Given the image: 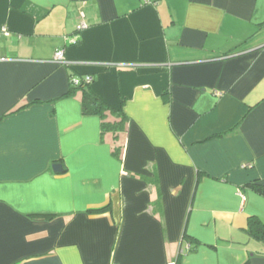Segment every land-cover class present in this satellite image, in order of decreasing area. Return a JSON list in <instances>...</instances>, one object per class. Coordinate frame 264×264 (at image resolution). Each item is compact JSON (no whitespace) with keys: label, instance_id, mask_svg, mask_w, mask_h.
Here are the masks:
<instances>
[{"label":"crops","instance_id":"obj_1","mask_svg":"<svg viewBox=\"0 0 264 264\" xmlns=\"http://www.w3.org/2000/svg\"><path fill=\"white\" fill-rule=\"evenodd\" d=\"M262 186L264 0H0V264H264Z\"/></svg>","mask_w":264,"mask_h":264},{"label":"trees","instance_id":"obj_2","mask_svg":"<svg viewBox=\"0 0 264 264\" xmlns=\"http://www.w3.org/2000/svg\"><path fill=\"white\" fill-rule=\"evenodd\" d=\"M73 78V77H72ZM71 78V79H72ZM70 79V84L72 87H84L83 84H86L84 79H77L78 83L74 84ZM82 111L85 114H94L100 117L101 123V133L111 132L114 134V137L117 138V134L121 131H124L129 119L121 109H116L106 104L88 89L83 90L82 95ZM107 114H111L115 117L113 120H107ZM258 191L261 194H264V188L259 187ZM37 218L45 217L50 219L51 215H37ZM247 233L249 236L259 242L264 244V219H261L257 216H250L247 221ZM185 238V237H184Z\"/></svg>","mask_w":264,"mask_h":264},{"label":"built area","instance_id":"obj_3","mask_svg":"<svg viewBox=\"0 0 264 264\" xmlns=\"http://www.w3.org/2000/svg\"><path fill=\"white\" fill-rule=\"evenodd\" d=\"M83 27H85V24L84 23L78 25L77 26V29H82ZM3 30H5V29H3ZM55 59H57L59 61H65L64 60V56H63V52L61 50H58V51L55 52ZM90 79H91L90 76L85 77V81L86 82H89ZM71 81H73L74 84H77L78 83V80L76 78H74V77L71 79Z\"/></svg>","mask_w":264,"mask_h":264},{"label":"water","instance_id":"obj_4","mask_svg":"<svg viewBox=\"0 0 264 264\" xmlns=\"http://www.w3.org/2000/svg\"><path fill=\"white\" fill-rule=\"evenodd\" d=\"M60 165L59 164H56V165H54L53 166V169L55 170V171H57V170H60Z\"/></svg>","mask_w":264,"mask_h":264}]
</instances>
